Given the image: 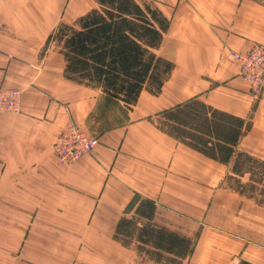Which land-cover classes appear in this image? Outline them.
I'll list each match as a JSON object with an SVG mask.
<instances>
[{"label":"crops","instance_id":"obj_1","mask_svg":"<svg viewBox=\"0 0 264 264\" xmlns=\"http://www.w3.org/2000/svg\"><path fill=\"white\" fill-rule=\"evenodd\" d=\"M147 1L169 20L156 53L174 68L158 95L143 90L127 109L67 79L60 48L47 45L95 0H0V91L20 93V112L0 111V264H162L115 238L144 200L155 206L153 223L192 240L182 264H264V206L228 188L233 160L155 123L199 101L249 124L233 153L264 161V91L253 97L230 55L264 46V5ZM69 125L99 145L64 166L53 147Z\"/></svg>","mask_w":264,"mask_h":264},{"label":"trees","instance_id":"obj_2","mask_svg":"<svg viewBox=\"0 0 264 264\" xmlns=\"http://www.w3.org/2000/svg\"><path fill=\"white\" fill-rule=\"evenodd\" d=\"M95 1L98 8L72 25L60 24L48 37L47 45L55 42L60 48L67 79L101 90L132 109L143 90L158 95L174 68L172 61L156 53L169 20L147 0ZM253 1L264 5V0ZM155 123L212 158L226 164L233 160L228 188L264 206V161L244 152L233 153L243 125L246 130L250 128L243 119L193 100L176 111L164 113ZM154 212L151 201H142L135 216L119 220L116 240L124 246H135L148 259L182 264L193 249L192 240L153 223ZM141 218L145 223L138 226ZM134 234L137 243L131 244ZM166 252L175 257L166 256Z\"/></svg>","mask_w":264,"mask_h":264},{"label":"built area","instance_id":"obj_3","mask_svg":"<svg viewBox=\"0 0 264 264\" xmlns=\"http://www.w3.org/2000/svg\"><path fill=\"white\" fill-rule=\"evenodd\" d=\"M230 55L240 75L249 83L253 97H261L264 91V46L256 44L246 51H231ZM19 100L17 90L0 91V111L20 112ZM98 145V138L77 125H69L57 138L53 151L59 163L67 166L92 153Z\"/></svg>","mask_w":264,"mask_h":264}]
</instances>
